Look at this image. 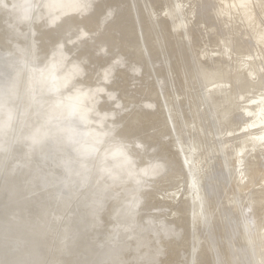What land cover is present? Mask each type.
I'll return each instance as SVG.
<instances>
[{
    "label": "bare ground",
    "instance_id": "6f19581e",
    "mask_svg": "<svg viewBox=\"0 0 264 264\" xmlns=\"http://www.w3.org/2000/svg\"><path fill=\"white\" fill-rule=\"evenodd\" d=\"M0 45V264H259L264 0H0Z\"/></svg>",
    "mask_w": 264,
    "mask_h": 264
},
{
    "label": "snow or ice",
    "instance_id": "6c2138e0",
    "mask_svg": "<svg viewBox=\"0 0 264 264\" xmlns=\"http://www.w3.org/2000/svg\"><path fill=\"white\" fill-rule=\"evenodd\" d=\"M259 264H264V257L260 259Z\"/></svg>",
    "mask_w": 264,
    "mask_h": 264
},
{
    "label": "water",
    "instance_id": "95a60500",
    "mask_svg": "<svg viewBox=\"0 0 264 264\" xmlns=\"http://www.w3.org/2000/svg\"><path fill=\"white\" fill-rule=\"evenodd\" d=\"M2 42V41H1ZM1 46V45H0Z\"/></svg>",
    "mask_w": 264,
    "mask_h": 264
}]
</instances>
